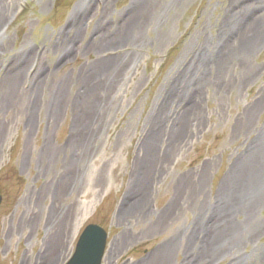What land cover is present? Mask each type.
<instances>
[{
  "label": "rangeland",
  "instance_id": "1",
  "mask_svg": "<svg viewBox=\"0 0 264 264\" xmlns=\"http://www.w3.org/2000/svg\"><path fill=\"white\" fill-rule=\"evenodd\" d=\"M0 198V264H264V0H0Z\"/></svg>",
  "mask_w": 264,
  "mask_h": 264
},
{
  "label": "water",
  "instance_id": "2",
  "mask_svg": "<svg viewBox=\"0 0 264 264\" xmlns=\"http://www.w3.org/2000/svg\"><path fill=\"white\" fill-rule=\"evenodd\" d=\"M106 241L107 233L103 228L95 224L86 225L65 264H102Z\"/></svg>",
  "mask_w": 264,
  "mask_h": 264
},
{
  "label": "bare ground",
  "instance_id": "3",
  "mask_svg": "<svg viewBox=\"0 0 264 264\" xmlns=\"http://www.w3.org/2000/svg\"><path fill=\"white\" fill-rule=\"evenodd\" d=\"M100 69H103V67H100ZM83 131V130H82ZM205 231V230H204ZM204 231L202 230V234L201 235H203V236H205L206 234L204 233ZM201 241L204 243H206V241H208V240H205V241H203V238L201 239Z\"/></svg>",
  "mask_w": 264,
  "mask_h": 264
}]
</instances>
